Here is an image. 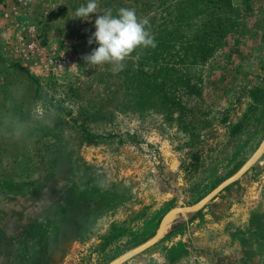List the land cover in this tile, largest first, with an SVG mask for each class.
Returning <instances> with one entry per match:
<instances>
[{
    "label": "rangeland",
    "instance_id": "rangeland-1",
    "mask_svg": "<svg viewBox=\"0 0 264 264\" xmlns=\"http://www.w3.org/2000/svg\"><path fill=\"white\" fill-rule=\"evenodd\" d=\"M96 2L0 0V264H107L264 138V0ZM108 8L156 45L115 74L82 59ZM122 264H264V153Z\"/></svg>",
    "mask_w": 264,
    "mask_h": 264
},
{
    "label": "clouds",
    "instance_id": "clouds-1",
    "mask_svg": "<svg viewBox=\"0 0 264 264\" xmlns=\"http://www.w3.org/2000/svg\"><path fill=\"white\" fill-rule=\"evenodd\" d=\"M96 0H88L75 11V17L84 19L97 13ZM147 18L139 19L134 9L119 8L117 14L108 8L95 19V32L88 43L98 47L82 57L87 65L110 64L112 72L119 73L126 67L125 61L137 48L155 47V41L146 29ZM39 111V109H38Z\"/></svg>",
    "mask_w": 264,
    "mask_h": 264
},
{
    "label": "water",
    "instance_id": "water-1",
    "mask_svg": "<svg viewBox=\"0 0 264 264\" xmlns=\"http://www.w3.org/2000/svg\"><path fill=\"white\" fill-rule=\"evenodd\" d=\"M262 153H264V138H262L256 149L247 158V160L238 168L236 172H234L229 177L225 178L222 182H220L217 186H215L198 201L189 205L175 206L169 209L163 215L156 232L149 239L135 246L134 248L124 252L123 254L117 256L107 264H122L129 258L155 244L159 240V238L164 234L167 224L172 218V216L177 213H191L204 206L208 201H210L214 196H216L220 191H222L227 185L240 178L254 164V162L261 156Z\"/></svg>",
    "mask_w": 264,
    "mask_h": 264
}]
</instances>
